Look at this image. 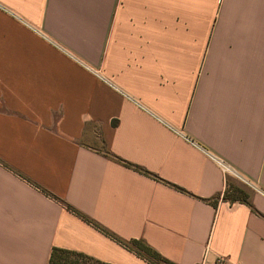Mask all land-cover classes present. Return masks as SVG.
Masks as SVG:
<instances>
[{"label": "crops", "instance_id": "1", "mask_svg": "<svg viewBox=\"0 0 264 264\" xmlns=\"http://www.w3.org/2000/svg\"><path fill=\"white\" fill-rule=\"evenodd\" d=\"M132 241L264 264V0H0V264Z\"/></svg>", "mask_w": 264, "mask_h": 264}, {"label": "trees", "instance_id": "2", "mask_svg": "<svg viewBox=\"0 0 264 264\" xmlns=\"http://www.w3.org/2000/svg\"><path fill=\"white\" fill-rule=\"evenodd\" d=\"M247 197L248 196L246 194L242 193L238 189H234L233 186L228 185L227 182L225 183V190L222 197L223 201H228L231 203H239V204H248ZM83 220H85L88 223H92L85 218H83ZM93 226L95 227V229L102 231L101 229H99V227L95 225ZM121 244L124 245V247L128 248V250L134 252L138 257L144 259L148 264H155L149 260L150 258L151 259L154 258L157 260V262L162 264H174L172 262L163 259L162 256L152 251L142 241H132L130 244H125V243H121ZM129 245L137 246L138 251H134L130 249L128 247ZM89 262H92V264H103L93 261L91 258L86 257L84 255L76 254L75 252L54 248L51 251L50 258L47 264H87Z\"/></svg>", "mask_w": 264, "mask_h": 264}, {"label": "rangeland", "instance_id": "3", "mask_svg": "<svg viewBox=\"0 0 264 264\" xmlns=\"http://www.w3.org/2000/svg\"><path fill=\"white\" fill-rule=\"evenodd\" d=\"M226 182L228 185L233 186L234 189H238L242 193L246 194L248 197H250L253 192L250 186H248L244 182H241L239 179L235 178L234 176H227ZM128 247L134 251H138L137 246L129 245ZM149 260L155 264H162V263L157 262V260L154 258L152 259L150 258ZM87 264H92V262H89Z\"/></svg>", "mask_w": 264, "mask_h": 264}, {"label": "built area", "instance_id": "4", "mask_svg": "<svg viewBox=\"0 0 264 264\" xmlns=\"http://www.w3.org/2000/svg\"><path fill=\"white\" fill-rule=\"evenodd\" d=\"M217 164L221 167L222 172H223L224 174H227V173L230 172V169H229L228 167H226L225 165H223L222 163H220V161H218ZM235 177L238 178V176H236V175H235ZM244 183H245V182H244ZM245 184H247V183H245ZM200 264H209V263H208L206 260H203ZM217 264H223V260H222V259H219V260L217 261Z\"/></svg>", "mask_w": 264, "mask_h": 264}]
</instances>
